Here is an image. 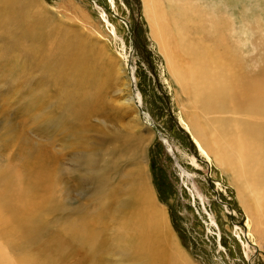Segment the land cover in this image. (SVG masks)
<instances>
[{"label": "rangeland", "instance_id": "374dc122", "mask_svg": "<svg viewBox=\"0 0 264 264\" xmlns=\"http://www.w3.org/2000/svg\"><path fill=\"white\" fill-rule=\"evenodd\" d=\"M225 1L233 13L232 42L240 49L232 55L243 70H253L251 58L263 64L264 24L260 38L244 31L243 26L246 19L253 22L258 13H263L260 19L264 23V0ZM25 3L41 13L40 47L58 48L57 39L65 40L62 49L67 52L60 57L70 66L64 76L47 73L37 66L42 59L39 53H31L27 59L26 43L17 40L18 35L16 41L8 40L4 37L7 31L0 30V169L11 167L28 184L35 182L36 164L46 162L49 166L44 176L55 181V203L64 206L65 216L70 214V219L79 221L88 214L97 221L101 218V224L115 217V211L121 210L119 217H124L123 213L129 217L141 207L124 186L126 172L132 171L140 183H147L156 207L165 215L169 236L182 255L181 264H264V239L252 231L254 224L241 201L243 197L252 205L250 195L235 185L227 168L220 167L208 147L193 136L185 116L200 111L184 98L185 106H181L182 98H177L164 61L149 37L141 1ZM19 18L15 17L13 25L18 34L23 33ZM255 38L263 42L261 51L252 46ZM127 89L140 122V131L132 128L131 132L152 135L144 147L134 138L130 141L132 113L121 109ZM39 113L64 117L65 130L47 125ZM215 116L228 115L204 119ZM82 151H96L97 165L106 168L108 181L102 186L85 180L84 165L74 160ZM56 215L49 217L55 220ZM167 248L178 255L168 241ZM71 250L78 252L76 259L67 257L56 264H73L91 253L90 248L85 253L76 243ZM0 254H5L0 256V264H14L13 258L22 256L21 250L10 252L1 238Z\"/></svg>", "mask_w": 264, "mask_h": 264}, {"label": "bare ground", "instance_id": "6f19581e", "mask_svg": "<svg viewBox=\"0 0 264 264\" xmlns=\"http://www.w3.org/2000/svg\"><path fill=\"white\" fill-rule=\"evenodd\" d=\"M140 1L149 37L164 61L166 72L175 85L177 98H182L181 106H185L184 98L186 104L201 112L191 108L193 112L185 116L193 136L208 147L220 167L227 168L225 170L231 173L235 185L250 195L252 205L243 199L242 194L241 201L246 205L251 224H254L252 231L264 239V58H261L262 65L259 59L251 58L249 63L254 66L250 71L243 70L242 64L236 62L235 52L240 49L232 42L233 13L225 0ZM222 5L226 8H222ZM262 15L256 14L253 22L246 19L243 30L260 38L264 24L260 19ZM17 16L23 27V33L20 31L19 34L13 27ZM40 16L39 10L34 11L25 0H0V30L7 31L4 37L6 35V39L16 41L18 35L20 38L17 40L26 43V58L31 53H39L42 59L37 66L60 77L70 66L60 57L67 52L62 49L65 40L57 39L58 48L54 46L51 49L49 45L41 48L43 34L42 30L38 31L41 28ZM255 28L258 29L254 31ZM64 38L66 42L70 41ZM256 39L252 46L261 51L263 42ZM243 66L246 68L245 59ZM66 77L70 78L71 73ZM126 91L121 109L132 113L130 122L133 125L130 130L127 129L130 141L133 143L134 138L139 146L144 147L152 135L148 131L145 134L131 132L133 129L140 131V122L131 95L128 89ZM215 114L233 117L204 119V116ZM238 114H245L244 119L235 118ZM41 116L47 125L57 127L62 132L65 130V123H62L64 117ZM96 156V151H82L74 160L84 165L85 180L102 186L108 181L109 174L106 168L97 165ZM36 165L35 182L33 180L28 184L11 167L0 169V238L10 252L21 250V258L15 256L14 264H56L76 259L78 252L71 250L75 243L85 253L90 248L91 253L83 254L80 260H72L73 264H111V261L113 264H181L179 259L182 255L169 236L165 215L156 207L147 183H140L134 172H126L124 186L131 200L141 207H137L129 217L123 212L125 216L119 217L121 210L115 211V217L110 214L113 217L101 224V218L99 223L88 214L86 219H83L84 215L80 216L79 221V217H75L77 220L70 219L68 213L69 217L65 216L64 206L55 203V181H48L44 176L43 171L49 165L46 162ZM101 200L106 202V198L101 197ZM52 213L57 214L55 220L49 217ZM99 215L102 217V212ZM103 219L105 222L106 218ZM167 241L178 255L168 251Z\"/></svg>", "mask_w": 264, "mask_h": 264}]
</instances>
